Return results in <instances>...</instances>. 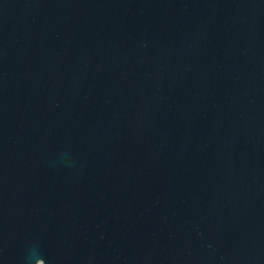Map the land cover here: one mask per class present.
<instances>
[{
  "label": "water",
  "instance_id": "water-1",
  "mask_svg": "<svg viewBox=\"0 0 264 264\" xmlns=\"http://www.w3.org/2000/svg\"><path fill=\"white\" fill-rule=\"evenodd\" d=\"M38 263L264 264V0H0V264Z\"/></svg>",
  "mask_w": 264,
  "mask_h": 264
},
{
  "label": "flooded vegetation",
  "instance_id": "flooded-vegetation-1",
  "mask_svg": "<svg viewBox=\"0 0 264 264\" xmlns=\"http://www.w3.org/2000/svg\"><path fill=\"white\" fill-rule=\"evenodd\" d=\"M104 247H105V250L106 251H109V242H108V239L105 240ZM38 264H40V263H38Z\"/></svg>",
  "mask_w": 264,
  "mask_h": 264
}]
</instances>
